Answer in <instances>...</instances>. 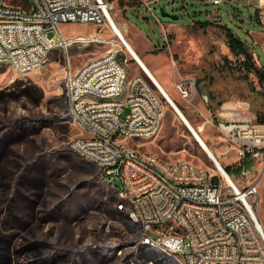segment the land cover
<instances>
[{"label": "rangeland", "instance_id": "374dc122", "mask_svg": "<svg viewBox=\"0 0 264 264\" xmlns=\"http://www.w3.org/2000/svg\"><path fill=\"white\" fill-rule=\"evenodd\" d=\"M109 1L124 32L137 33L140 54L161 81L165 77L169 86L162 83L176 104L223 167H230L225 170L244 183L241 173L234 171L238 163L234 149L212 122L228 99L249 101L255 114L264 111V84L253 70L244 76L243 54L231 50L224 23L214 13L243 39L248 34V47L258 66L264 63V29L245 31L253 27L248 23V8L229 0L220 4L151 0L157 18L147 10V0ZM160 7L177 18L162 15ZM253 17L259 21L264 15L257 8ZM207 19L205 26L197 22ZM97 26L58 22L66 35L88 34ZM103 30L99 44L88 41L69 47L73 66L102 54L106 45L102 39L111 33L108 27ZM53 33L50 29L49 34ZM62 71L63 53L58 49L38 69L22 72L0 63V264H182L176 255L141 242L137 223L127 209L117 206L120 181H109L103 168L71 148L70 139L80 133V126L68 106ZM134 72L145 74L131 57L128 74ZM185 75L196 81L191 100L181 98L170 86ZM157 92L164 102L160 128L137 142L165 159L185 158L217 171ZM206 118L211 121L202 124ZM254 166L262 169L264 165L255 162Z\"/></svg>", "mask_w": 264, "mask_h": 264}, {"label": "built area", "instance_id": "2783aa9c", "mask_svg": "<svg viewBox=\"0 0 264 264\" xmlns=\"http://www.w3.org/2000/svg\"><path fill=\"white\" fill-rule=\"evenodd\" d=\"M1 1H8V8H1ZM150 1L144 4L157 18ZM34 2L35 13L26 14L27 1L0 0V63L25 72L42 67L54 49L62 51L66 99L80 126V133L70 139L71 148L95 161L109 181H120L117 188L130 195L126 209L138 225L140 239L165 246L185 264L222 263V259H230V264H264V231L258 214L261 169L253 165L241 170L244 183L231 175L234 183L222 168L204 171L189 159L173 161L143 148L137 140L158 132L164 102L155 99L157 89L145 74H128L131 57L109 27L111 15L115 17L112 2ZM60 21L94 22L101 33L110 29L103 58L87 71L71 64L69 47L88 41L99 44L100 35L94 30L66 35L58 27ZM43 44H52L48 57H41ZM117 77H124L125 85H117ZM97 86H104V94H97ZM173 87L185 100H191L197 88L189 75L176 78ZM217 115L212 124L237 160L250 155L254 164L264 165V122L233 106ZM210 121L206 118L202 124ZM164 216H171V223H164ZM172 220H180V229H173Z\"/></svg>", "mask_w": 264, "mask_h": 264}, {"label": "bare ground", "instance_id": "6f19581e", "mask_svg": "<svg viewBox=\"0 0 264 264\" xmlns=\"http://www.w3.org/2000/svg\"><path fill=\"white\" fill-rule=\"evenodd\" d=\"M26 1V0H25ZM28 6L26 7V14H34L36 10V3L34 0H28L27 1ZM1 8H8V1H1ZM109 27L110 29L119 37L122 39V43L124 47L126 48L127 52L130 54L131 57H134L136 62L139 64L141 69L144 71V73L147 75V77L151 80L153 85L158 89V91L161 92V94L167 99V101L170 103L171 107L174 109V111L177 113V115L180 117L184 125L187 127V129L190 131V133L194 136V138L198 141L199 145L203 148V150L207 153V155L211 158V160L216 164L217 167L222 168L224 170V173L227 175L229 179H231L234 183H236L235 179L229 174L227 170L223 167L215 153L213 152L212 148L209 146V144L206 142V140L202 137L198 129L194 126L192 121L186 116V114L183 112V110L176 104L172 96L170 95L169 90L164 86L162 81L156 76L154 71L149 67L147 62L140 56V54L136 51V49L133 47L129 39L127 38L126 34L124 33L123 29L115 19L111 15L110 18ZM101 34V28L94 29V35H100ZM105 36V35H104ZM100 39V37H99ZM102 41L107 42V38H103ZM52 51V44H43L41 47V57H48V54ZM103 58V52L101 55L95 56L93 58H90L86 60L83 64L79 65V71H87V68H90L91 66L95 65L97 61ZM17 71H21L19 68H14ZM117 85H125V78L124 77H117ZM97 94H104V86H97ZM167 95L168 98L165 96ZM173 101V104L170 102V100ZM155 99H162L161 96L157 91H155ZM226 114L229 115H235L233 111H225ZM183 114V115H182ZM183 116V117H182ZM200 127V125H199ZM208 150H205V148ZM77 153L81 154L83 157L93 161L88 155H85L79 151H76ZM215 159V161L213 160ZM173 161H183V158H176L173 159ZM95 164L96 162L93 161ZM204 171H210L206 167H204ZM119 201L117 203L118 208L126 209V207H130V195H122L119 191V188L117 189ZM129 212V209H127ZM261 223V220H259ZM164 223H171V216H164ZM172 227L173 229H180V220H172ZM261 227L264 231V227L261 223ZM142 243L161 248L167 252H169V249H167L165 246L154 244L150 239H140ZM171 253V252H169ZM176 255V254H174ZM182 264H185V260L182 258H178ZM222 263H230V259H222Z\"/></svg>", "mask_w": 264, "mask_h": 264}, {"label": "crops", "instance_id": "0c3cea01", "mask_svg": "<svg viewBox=\"0 0 264 264\" xmlns=\"http://www.w3.org/2000/svg\"><path fill=\"white\" fill-rule=\"evenodd\" d=\"M230 4L232 3H237V4H240V3H243L247 8H248V11H249V16H250V20L248 21V23H250V25H253V27H250L248 29H244L245 31L247 30H252V29H258V28H261V29H264V17L261 18L259 21H256L254 20V17H253V13L255 11V9H259L260 12L263 13L264 15V10H263V6H264V0H229ZM229 4V5H230ZM214 18H217L219 22H222V23H225L223 22V20L221 19V17L219 16V13L215 12L214 13ZM230 17V16H229ZM122 28V27H121ZM124 31V30H123ZM127 32V33H126ZM126 35H127V38H129V41L131 42V44L133 45V47L136 49V51L140 54L142 52V50L139 48V45H138V38L137 37V33H133L131 32L130 30L129 31H126L124 32ZM248 34H246L245 36V40L247 41L248 43ZM263 51H264V48H261ZM140 56L143 58V56L140 54ZM144 59V58H143ZM260 58H259V62H260ZM262 62V61H261ZM7 64V63H6ZM148 64V63H147ZM150 67V66H149ZM153 71V70H152ZM162 81L164 82L165 85L169 86V84L167 83V81L165 80V77L162 78ZM172 89H174V87L172 85H170ZM175 90V89H174ZM240 105V106H238ZM234 107L236 108L237 110H240V109H245V111L250 114V115H253V117H255V111H253L251 109V104L249 103V101L247 100H244V99H241V98H233V99H228V100H225L223 102V108H227V107ZM237 113H235L236 115ZM79 154V153H78ZM82 156V155H81ZM83 157V156H82ZM85 158V157H84ZM91 161V160H90ZM93 162V161H92ZM118 189V188H117ZM258 191H259V196H258V199H259V204H258V214H259V217H260V220H261V223L264 227V166L263 168L261 169V173H260V178H259V181H258ZM118 198V197H117ZM119 200V199H118Z\"/></svg>", "mask_w": 264, "mask_h": 264}, {"label": "trees", "instance_id": "16d2710c", "mask_svg": "<svg viewBox=\"0 0 264 264\" xmlns=\"http://www.w3.org/2000/svg\"><path fill=\"white\" fill-rule=\"evenodd\" d=\"M200 25L205 26L209 20H199L197 21ZM225 34L227 37V42L229 47L234 53H242L243 58L240 59V65L244 66L245 72L244 76H247L248 71L253 70L258 79L264 84V63L261 62V65L258 66L255 63V60L252 55L251 49L248 47V43L243 39L239 34H237L231 27L224 23ZM255 118L258 121L264 122V111H258L255 114ZM234 169L235 172L240 173L241 170L250 169L254 165V159L250 155H246L243 159L236 163ZM227 170L230 169L229 166L225 167ZM230 172V171H229Z\"/></svg>", "mask_w": 264, "mask_h": 264}, {"label": "water", "instance_id": "95a60500", "mask_svg": "<svg viewBox=\"0 0 264 264\" xmlns=\"http://www.w3.org/2000/svg\"><path fill=\"white\" fill-rule=\"evenodd\" d=\"M160 11H161V14L162 15H166V16H169V17H171V18H177V15L176 14H174V13H172V12H170V11H165V10H163V8L162 7H160ZM167 98H168V96L167 95H165ZM169 100H170V98H169ZM170 102L173 104V101L172 100H170ZM183 115V114H182ZM183 117V116H182ZM205 148V147H204ZM205 150H207L206 148H205ZM207 152H208V150H207ZM213 160L215 161V159L213 158ZM216 162V161H215Z\"/></svg>", "mask_w": 264, "mask_h": 264}]
</instances>
